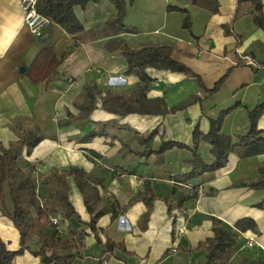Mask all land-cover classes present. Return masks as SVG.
Returning a JSON list of instances; mask_svg holds the SVG:
<instances>
[{"label": "crops", "instance_id": "obj_1", "mask_svg": "<svg viewBox=\"0 0 264 264\" xmlns=\"http://www.w3.org/2000/svg\"><path fill=\"white\" fill-rule=\"evenodd\" d=\"M124 1L122 23L133 33L108 27L115 10L101 0L84 9L74 7L83 32L70 36L52 22L38 35L32 34L23 24L19 0H0V144L9 147L17 140L16 125L30 122L43 139L29 156L24 150L22 158L34 166L39 182L42 174L53 169L76 168L92 178L85 197L95 213L102 198L116 200L114 213L97 220L95 236L87 225L93 215L84 195L73 176L66 178L68 199L82 223L60 217V225L63 239L76 242L78 250L71 253L78 257L76 264H206L207 253L198 247L212 237V221L230 229L245 218L256 224L258 233L237 232L234 254L226 264L264 262V189L243 185L259 177L264 141L238 146L221 169L196 178H186L192 169L189 151L173 148L161 156L147 155L138 143V135L156 129L153 152L161 142L193 148L194 128L207 134L209 122L228 110L221 133L237 145L249 131L247 112L264 102V28L256 27L251 15L234 19L237 0H218L213 15L193 6L191 0ZM261 3L264 6V0ZM169 4L188 11L190 32L182 27L185 14L168 13ZM115 39L132 49L171 47L170 58L196 75L206 90L225 79L203 98L196 81L184 74L149 68L150 83L142 102L162 101L168 112L109 113L101 108L100 96L131 94L139 83L135 74L126 73L122 54L106 49ZM72 46V52L50 72V59H59ZM36 59L40 62L34 67ZM86 88L101 93L95 95V109L84 121L66 123L82 115ZM190 100L184 108L169 111ZM99 122L113 124L114 138L84 141ZM257 131L264 138V115L258 119ZM197 152L204 163H213L208 143L200 142ZM43 193L39 184L38 194ZM143 197L153 198L149 211L140 200ZM182 197L189 198L179 203ZM107 240L118 247L104 254ZM1 241L10 251L18 249V232L0 212ZM39 262L24 253L12 264Z\"/></svg>", "mask_w": 264, "mask_h": 264}, {"label": "trees", "instance_id": "obj_2", "mask_svg": "<svg viewBox=\"0 0 264 264\" xmlns=\"http://www.w3.org/2000/svg\"><path fill=\"white\" fill-rule=\"evenodd\" d=\"M101 0H37V11L47 17L50 22L58 25L68 35L75 36L83 32V27L74 14V7L79 6L84 9L89 3L97 4ZM115 10L114 19L108 24V27L115 31H124L133 33L134 30L127 29L122 21L125 11L124 0H106ZM133 0H130L132 3ZM192 5L207 11L209 14L218 12V0H191ZM261 0H237V7L234 19L245 15H251L253 24L256 27L264 28V8ZM166 11L181 12L185 14L182 27L190 32L191 17L187 10L168 5ZM74 46L62 55L59 59H50V72L59 61L72 52ZM109 51H119L127 63L128 74H135L139 78L137 89L131 94H109L100 96L96 88H86L83 94L82 115L66 123L80 122L86 120L90 113L95 109V95H99L102 100L101 108L109 113L125 116L131 113H167L166 107L162 101L146 105L142 102L145 91L150 83V78L146 74V69L170 70L184 74L198 84L203 98L214 93L223 83L225 77L211 90H206L201 84L200 79L194 75L185 66L176 63L170 58L171 47L146 45L136 49L129 48L122 39H115L106 45ZM36 59L33 66L39 63ZM199 100H201L199 98ZM193 101V100H192ZM191 100L175 107L170 112L184 108ZM228 110L221 112L216 120H211L209 132L202 134L197 127L192 132L193 148L174 142H161L160 148L153 152L151 150L152 142L157 135L154 129L146 135H138V143L145 147L144 152L147 155H163L165 152L177 148L185 149L190 152L192 158L189 161L192 169L186 175V178H196L204 173L214 172L221 169L227 162L228 154L232 153L238 146H247L252 143L264 141L259 137L257 131L258 119L264 115V102L258 104L253 110L247 112L249 122V131L246 135L239 138V142L232 144L228 137L221 133V126ZM65 123V122H64ZM112 123H95L94 128L84 138V141H90L96 137L114 138L110 135L113 128ZM17 140L12 142L9 147L4 148L0 144V212L11 220L14 228L19 235V246L17 250L10 251L6 245L0 242V264H12L16 257L29 253L34 258H38L41 264H76L78 258L72 251L78 250L76 242L73 239L67 240L56 236L55 230L51 224V218L60 216L67 221L75 219L82 223L70 200L68 199V183L66 178L74 177V181L80 192L84 195V203L88 212L93 215L87 224L92 233L96 235V222L107 212H113L118 208L114 198L106 197L97 202L100 207L97 213L89 205L85 197V189L89 186L91 176L76 168L66 170L53 169L42 174L40 182L34 174V166L23 160L22 154L25 150L27 156L32 149L43 139L38 127L30 122L15 127ZM200 142L208 143L210 153L214 157L212 164H206L202 161L197 146ZM259 177L256 180L243 184L250 189H264V166L258 168ZM42 185L44 193L38 194V185ZM189 197H182L179 203H183ZM146 205L148 211L151 209L153 198L140 199ZM171 206H168V210ZM114 213V212H113ZM212 237L199 244V248L206 251V264H226L234 254L236 246L237 232L251 231L258 233L256 224L251 219H240L236 221L233 228H226L217 220L212 221ZM97 240V239H96ZM98 241V240H97ZM34 245V247H33ZM118 245L109 240L103 245L104 254L111 253ZM257 264H264L261 260Z\"/></svg>", "mask_w": 264, "mask_h": 264}, {"label": "built area", "instance_id": "obj_3", "mask_svg": "<svg viewBox=\"0 0 264 264\" xmlns=\"http://www.w3.org/2000/svg\"><path fill=\"white\" fill-rule=\"evenodd\" d=\"M19 4L23 11L24 26H26L32 34L38 35L44 27L50 23V20L37 11V0H19ZM250 64H252V62H250ZM51 224L55 230L56 236L61 237L64 229L60 225V216L51 218ZM252 245V240H249L247 246L251 247Z\"/></svg>", "mask_w": 264, "mask_h": 264}, {"label": "rangeland", "instance_id": "obj_4", "mask_svg": "<svg viewBox=\"0 0 264 264\" xmlns=\"http://www.w3.org/2000/svg\"><path fill=\"white\" fill-rule=\"evenodd\" d=\"M64 237V232H63V235L61 236V238H63ZM33 247H34V245H33ZM39 264H41V262H39Z\"/></svg>", "mask_w": 264, "mask_h": 264}]
</instances>
